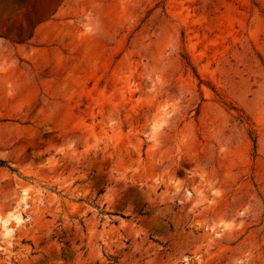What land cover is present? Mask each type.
<instances>
[{"label":"rangeland","instance_id":"obj_1","mask_svg":"<svg viewBox=\"0 0 264 264\" xmlns=\"http://www.w3.org/2000/svg\"><path fill=\"white\" fill-rule=\"evenodd\" d=\"M0 264H264V0H0Z\"/></svg>","mask_w":264,"mask_h":264},{"label":"bare ground","instance_id":"obj_2","mask_svg":"<svg viewBox=\"0 0 264 264\" xmlns=\"http://www.w3.org/2000/svg\"><path fill=\"white\" fill-rule=\"evenodd\" d=\"M14 217H15V216H14ZM14 219H15V222H18V221L20 220V218H19L18 216H16V218H14ZM6 220H7V219H6ZM6 220L4 221V223H2V228L4 227L3 229H5V230H7V229L9 228L8 226L10 225V224H7L8 221H6ZM2 222H3V221H2ZM7 225H8V226H7ZM6 232H8V231H6Z\"/></svg>","mask_w":264,"mask_h":264}]
</instances>
